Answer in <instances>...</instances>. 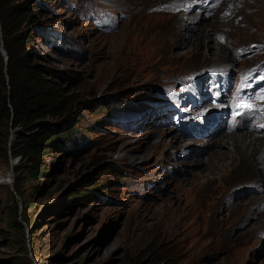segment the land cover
<instances>
[{"label": "rangeland", "instance_id": "1", "mask_svg": "<svg viewBox=\"0 0 264 264\" xmlns=\"http://www.w3.org/2000/svg\"><path fill=\"white\" fill-rule=\"evenodd\" d=\"M44 4L24 28L71 93L76 133L68 148L42 150L35 177L0 120V264H264V145L257 176L234 184L230 173L209 180L204 159L183 152L208 141H190V121L233 123L235 139L264 143V0ZM220 45L215 63L203 58ZM175 204L186 214L176 225L149 218Z\"/></svg>", "mask_w": 264, "mask_h": 264}, {"label": "trees", "instance_id": "2", "mask_svg": "<svg viewBox=\"0 0 264 264\" xmlns=\"http://www.w3.org/2000/svg\"><path fill=\"white\" fill-rule=\"evenodd\" d=\"M46 1L0 0V39L5 52L4 61L0 58V120L15 132L8 145L10 155L18 164L26 160L22 173L35 177L41 172L37 158L42 150L66 149L76 133V121L68 116L73 110L71 93L63 90L55 69L39 63L42 55L30 46L33 37L24 28L33 22L34 12H50ZM13 188L18 191L16 183ZM10 264L30 262L12 257Z\"/></svg>", "mask_w": 264, "mask_h": 264}, {"label": "bare ground", "instance_id": "3", "mask_svg": "<svg viewBox=\"0 0 264 264\" xmlns=\"http://www.w3.org/2000/svg\"><path fill=\"white\" fill-rule=\"evenodd\" d=\"M176 36H178V39H182V40H188V38L194 37V35L193 36L186 35V37L183 38L181 36V33L177 34ZM181 44H182V46H185L188 44V42L187 43L182 42L178 46H180ZM182 46H180V47H182ZM192 46H193V49L195 50V53H198V49L202 46V39L197 37ZM191 47H189V48H191ZM212 48H213V46H212ZM219 48H216V49L214 48L215 50H212L213 56H209L211 54L208 53V55H206V56L204 54L203 58L205 59V57H206V59H205L206 61L209 60L212 62V64L215 63L217 61V59L221 56L220 53H221L222 45H220ZM215 55H218V56H217V58L214 59L213 57ZM123 58H124V56L121 55L120 57H117L116 61H120ZM179 124H181V123H179ZM186 124L188 125L187 127L191 131V133H189L188 136H193L190 141H192L193 138H194V140H196V139L198 140V137H195L198 133L206 132L209 134V136H206L208 141H206L207 143L205 142L206 144L204 146L194 147L193 144L188 143L190 147L188 149H183V152L185 151L184 153H194L198 156V158H201V160L204 159V161L201 162V164L204 165L205 170L211 175L209 180L213 181L214 179H221L220 177H223V176L225 177V175L227 173L228 174L230 173L229 174L231 176L230 178L233 180V184H234L235 180H240L243 177L245 179H247V177H256L257 176L254 172V168H252L250 166L252 165V161L254 160V158L259 157V155H258L259 151L261 150V147L264 145V143L259 142L261 144L259 149L255 150L256 149L255 148L253 150V147L255 146L254 145L255 141H258L259 139L261 140V138L256 136V134L248 133V135L250 136V139L248 138L249 140L247 141L246 140L247 138L245 139L242 135H241L242 137H238L237 139H235L233 137L232 133L235 132L234 127H233V123H231V125L227 123V124H225V126H221L220 123H218V124L216 123V126H213V127H211V125H209V126H202V125L198 126L196 123L194 124V122H192V121L187 122ZM250 129H252V128L250 127ZM227 133L229 135H225ZM184 134H183V136H186ZM224 135L226 136V138L224 137ZM181 136L182 135H180V138L178 137L177 140L175 138V141H178L179 139H181ZM227 137H229V138H227ZM186 145L187 144H185L183 146H186ZM210 145L212 146V151L207 158V156H205V155H206L207 149L209 148ZM248 148H250V149L248 150ZM199 149H200V151H199ZM253 151H255V153H252ZM241 168H246L248 170L244 171ZM9 176H8V179H9ZM184 209L185 208L183 207V205L175 204V205L168 207L162 213L153 214L149 218L153 219V218L159 217L163 222L168 221V223L170 225H176L175 219L176 218H183L186 215Z\"/></svg>", "mask_w": 264, "mask_h": 264}, {"label": "snow or ice", "instance_id": "4", "mask_svg": "<svg viewBox=\"0 0 264 264\" xmlns=\"http://www.w3.org/2000/svg\"><path fill=\"white\" fill-rule=\"evenodd\" d=\"M261 79H264V76H261ZM244 83H249V79H248L247 76H245V77L242 78V84H244ZM239 92H240V90H238L237 101L243 99V97L239 95ZM260 96H261L262 99H264V91H262L260 93ZM238 107L239 108H242V109H250L252 106L251 105H239L238 104ZM261 126L264 127V125H261Z\"/></svg>", "mask_w": 264, "mask_h": 264}, {"label": "clouds", "instance_id": "5", "mask_svg": "<svg viewBox=\"0 0 264 264\" xmlns=\"http://www.w3.org/2000/svg\"><path fill=\"white\" fill-rule=\"evenodd\" d=\"M40 37L43 38V36H40ZM43 40H44V42L46 41L45 43H50L49 39L44 38Z\"/></svg>", "mask_w": 264, "mask_h": 264}]
</instances>
